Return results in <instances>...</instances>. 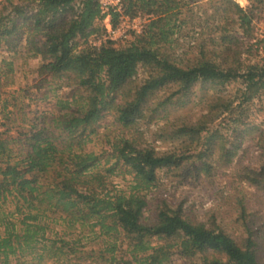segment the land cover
Returning a JSON list of instances; mask_svg holds the SVG:
<instances>
[{
	"label": "trees",
	"instance_id": "1",
	"mask_svg": "<svg viewBox=\"0 0 264 264\" xmlns=\"http://www.w3.org/2000/svg\"><path fill=\"white\" fill-rule=\"evenodd\" d=\"M198 2L122 0L124 13L149 14L142 30L95 48L86 38L102 29L96 0H0V44L13 50L26 33V49L41 59L37 75L73 85L56 97L58 113L25 110L0 83V264H171L172 257L187 264H264V229L246 219L241 196L243 233L236 239L214 220L192 221L180 206L165 198L152 204L147 194L159 170L208 174L211 158L237 164L238 178L264 193V120L249 118V106L264 94V54L239 60L251 49L246 41L264 0ZM1 61L0 79L11 71V62ZM138 67L146 75L131 85ZM197 82L237 85L233 95L215 97L194 121L168 131L176 147L157 152L120 136L105 156L104 163L112 162L100 168V155L82 148L105 111L127 126L143 115L156 89L172 84L157 104L181 106ZM249 135L258 152L243 164ZM117 164L132 175L127 191L107 187L105 174ZM55 222L85 226L103 236L102 245L84 250L79 237L53 229Z\"/></svg>",
	"mask_w": 264,
	"mask_h": 264
},
{
	"label": "rangeland",
	"instance_id": "2",
	"mask_svg": "<svg viewBox=\"0 0 264 264\" xmlns=\"http://www.w3.org/2000/svg\"><path fill=\"white\" fill-rule=\"evenodd\" d=\"M198 1L204 6H208V0ZM235 1L239 5L246 4V0ZM207 11H212V9L207 8ZM183 32L185 31L183 30ZM18 37L19 41L13 50L0 44V67L3 66L1 61L3 58L11 62V71L1 75L0 83L3 90L15 95L16 101L23 103L25 110L58 112L55 105L56 97L66 96L73 85H69L65 77L49 78L47 76L45 80H42L43 75L38 76L36 73V67L41 60L40 56L33 55L26 49L28 38L26 33L21 31ZM250 38L246 41L251 44L250 51L243 50L239 55V60L243 63L256 60L264 54L256 50ZM188 40L189 36L181 39L183 49L188 48ZM194 50L195 48L192 49L193 52ZM188 52L190 55V48ZM145 75V69L138 67L130 84L140 83ZM236 85V82L223 85L197 82L191 87L190 97L184 104L171 106L166 102L163 107L157 102L161 101L173 89L172 84L164 85L156 89L147 99L143 115L127 126L117 122L112 109L105 111L95 123V132L91 134L90 140L82 148L100 155L98 166L100 168L112 162V158H110L107 163H104L105 156L109 152L110 143L120 136L135 139L138 144H150L157 152L176 147L177 139L169 138L168 131L181 122L194 121L204 112L206 103L215 97L227 98L233 95ZM249 118L255 122L264 120V94L255 98L249 106ZM242 146L246 151L239 157L240 163H251L258 151L250 135L243 139ZM211 159L208 174L203 171L189 172L180 168H172L167 171L159 170L156 185L147 192L151 203L153 204L159 198H165L170 205L180 206L182 213L190 220L207 222L212 219L220 228L238 239L243 233L242 219L238 217V199L241 196L245 205L246 219H252V226L261 227L262 225L264 229V193L255 191L249 182L238 178L237 164L231 162L229 165H223ZM105 175L108 188L127 191L131 184V173L127 172L126 168L120 164L115 166L113 172ZM152 204H149L150 212L153 209ZM147 214L146 211L145 215ZM51 226L57 231L63 229L70 231L68 237H79L80 243H82L81 248L84 250L102 245L103 236H94L95 234L85 226L70 228L57 222L52 223ZM188 262V260L179 257L171 259V264H187ZM10 264H13L12 260Z\"/></svg>",
	"mask_w": 264,
	"mask_h": 264
},
{
	"label": "built area",
	"instance_id": "3",
	"mask_svg": "<svg viewBox=\"0 0 264 264\" xmlns=\"http://www.w3.org/2000/svg\"><path fill=\"white\" fill-rule=\"evenodd\" d=\"M98 7V21L102 27L100 32L87 36L86 44L97 48L104 41L114 43L128 39L132 34L139 33L149 14L136 12L128 15L123 12L122 0H96ZM115 13L114 20L112 14ZM253 42L258 52L264 53V14L252 19Z\"/></svg>",
	"mask_w": 264,
	"mask_h": 264
}]
</instances>
